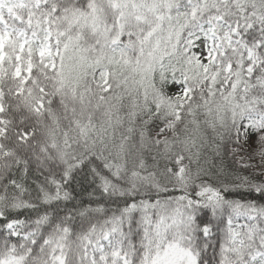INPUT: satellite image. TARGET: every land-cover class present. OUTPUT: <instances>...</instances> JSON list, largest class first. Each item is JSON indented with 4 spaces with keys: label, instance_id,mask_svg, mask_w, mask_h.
<instances>
[{
    "label": "snow or ice",
    "instance_id": "6c2138e0",
    "mask_svg": "<svg viewBox=\"0 0 264 264\" xmlns=\"http://www.w3.org/2000/svg\"><path fill=\"white\" fill-rule=\"evenodd\" d=\"M0 264H264V0H0Z\"/></svg>",
    "mask_w": 264,
    "mask_h": 264
}]
</instances>
